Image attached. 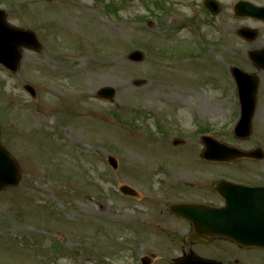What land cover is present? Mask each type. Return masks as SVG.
Returning <instances> with one entry per match:
<instances>
[{
  "label": "rangeland",
  "instance_id": "obj_1",
  "mask_svg": "<svg viewBox=\"0 0 264 264\" xmlns=\"http://www.w3.org/2000/svg\"><path fill=\"white\" fill-rule=\"evenodd\" d=\"M221 1L210 18L201 0H0L6 20L42 44L22 48L16 73L0 65V142L20 175L0 190V264H138L139 253L167 264L183 250L174 241L192 226L164 210L217 200L207 189L223 175L264 183V159L201 158L200 132L264 150V92L252 136L241 140L233 130L231 68L252 70L244 54L250 45L235 30L252 23L235 17V0ZM186 20L200 41L188 29L172 30ZM134 51L143 52L141 62L130 60ZM260 78L264 86V71ZM107 86L116 90L112 101L98 96ZM123 184L139 199L122 195ZM187 247L226 264H264V250L242 254L222 239Z\"/></svg>",
  "mask_w": 264,
  "mask_h": 264
},
{
  "label": "water",
  "instance_id": "obj_2",
  "mask_svg": "<svg viewBox=\"0 0 264 264\" xmlns=\"http://www.w3.org/2000/svg\"><path fill=\"white\" fill-rule=\"evenodd\" d=\"M207 5L211 7V1L208 0ZM241 4L236 6V12H239ZM213 13L217 14L219 9L214 6L211 8ZM262 8H254L252 14H258ZM28 47L33 49H40L41 45L37 40L34 33L30 31H24L21 29L10 26L5 20V13L0 11V62L5 64L13 71H17L22 58V52L20 47ZM144 55L136 51L130 55V59L134 61H142ZM264 60V59H263ZM264 67V63H263ZM242 72L234 67L233 74L238 81L241 80L239 74ZM141 84V81L135 82ZM26 88L36 96V91L32 86L27 85ZM115 95V90L110 87L102 88L99 91V96L104 99H112ZM243 103V115L239 124L237 125L236 133L240 137H249L252 132V118L254 113L255 103L242 100ZM206 145V149L203 153V157L207 160H221L228 161L242 157L262 159L264 153L261 149H257L250 152H242L235 148L227 147L220 144L209 137L203 138ZM114 167H117L116 160L110 158ZM19 168L16 162L6 152V150L0 144V190L6 186H15L19 182ZM229 184L220 183L217 185L221 192H225ZM226 186V187H224ZM236 188V196L239 198L243 194H255L257 198L258 194H261V190L257 189H246L242 187H236L235 185L231 188ZM121 190L125 194L134 195L135 192L128 186H123ZM257 190V191H256ZM226 194L228 200L227 209H238L240 206L238 203H230L232 196ZM235 197V196H234ZM261 200H264L261 199ZM263 208V207H260ZM178 213L184 215L186 218L191 219L194 223L195 231L194 234L201 236H226L236 240L245 245H257L264 247V211L262 213L252 215L254 221L252 225L248 227H240L241 216L238 215H223L221 211L224 210H213L205 206H187V205H176L173 207ZM246 234L247 236H244ZM201 239V238H200ZM203 240V239H201ZM191 258L178 260L177 264H189ZM199 262L201 260H198Z\"/></svg>",
  "mask_w": 264,
  "mask_h": 264
},
{
  "label": "flooded vegetation",
  "instance_id": "obj_3",
  "mask_svg": "<svg viewBox=\"0 0 264 264\" xmlns=\"http://www.w3.org/2000/svg\"><path fill=\"white\" fill-rule=\"evenodd\" d=\"M201 1H202V5H204V0H201ZM235 1H239V0H235ZM250 1L259 5V6H264V1H260V0H250ZM206 13L209 14V11H206ZM243 18L250 20L252 23L249 25H242L238 28V29H241V31H245L246 28L252 29L251 32H247V33H245L246 35H243L242 37L239 38V41L241 43L250 45V47L245 48L244 54H246V58H247L245 60V62H246L245 64L247 65V67H249L252 70L250 71V70H247L248 68H242V67H241V69H243L244 71H246L252 75H256L258 77V91H257L258 102L257 103H259V96L261 95L262 92H264V86H262L261 78H260V74H261V72L264 71V69L259 67L257 61L253 57V53L264 51V41H262L263 34H264V21L259 20V19L249 18V17H243ZM256 115H257V111H256ZM238 182H240L242 184L251 185V186H262V185H264V183H256V182L254 183L253 180H250V181L243 180V181H238ZM207 190L212 192L216 196L217 200H215V201L212 200V201H210V203L206 201L204 203L209 204V205L214 206V207H220V206L225 204V200L223 199V197L221 195H219L214 190V184H210V186L208 187ZM167 211L169 212L170 210L167 209ZM187 233H188V231H187ZM174 243L175 244L173 245V247L183 249L181 251V253L185 254L186 252H184V249H187V248L191 249V247H187V246L191 245V243H194V242H192V241L187 242L186 240L185 241L178 240ZM167 258H168L167 264H173V261L176 257L175 256H172V257L169 256ZM149 259L150 260H147V259L145 260L147 262V264H154V262H152V257H150ZM241 260L244 261V258L242 257ZM236 264H241V262H238V260L236 259Z\"/></svg>",
  "mask_w": 264,
  "mask_h": 264
},
{
  "label": "bare ground",
  "instance_id": "obj_4",
  "mask_svg": "<svg viewBox=\"0 0 264 264\" xmlns=\"http://www.w3.org/2000/svg\"><path fill=\"white\" fill-rule=\"evenodd\" d=\"M105 28V27H104ZM106 29V28H105ZM123 61V57L121 56V57H118L117 58V62H122ZM113 72L114 71H105V73H107L109 76H111L112 74H113ZM91 82H92V84H96V83H99V81H100V79H99V77L96 75V74H94V75H91Z\"/></svg>",
  "mask_w": 264,
  "mask_h": 264
}]
</instances>
